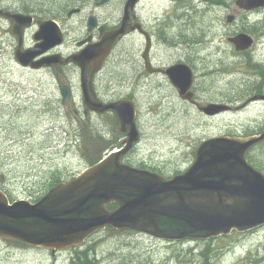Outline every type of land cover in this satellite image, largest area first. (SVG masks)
<instances>
[{"label":"rangeland","instance_id":"rangeland-1","mask_svg":"<svg viewBox=\"0 0 264 264\" xmlns=\"http://www.w3.org/2000/svg\"><path fill=\"white\" fill-rule=\"evenodd\" d=\"M83 1L89 0H0V5L21 13H26L22 9L28 4L43 11L52 10L58 17L56 21L60 22ZM236 1L188 0L187 8L182 10L184 16L175 19V25L184 27L185 41H188L183 49L196 65L195 85L205 95L202 105L215 102L231 108L216 118H206L192 106L190 113L183 112L167 98L163 104L169 107V113H158V96L156 99L144 98L147 94L155 96L161 91L135 79V53L121 52L133 45L121 43L117 47L112 61L98 78L101 83L98 86L108 97H124L122 95L125 94L139 97L141 116L148 125L145 130L148 136L143 145L132 152L130 160L142 162L146 159L151 163L149 167L164 171L166 176H173L192 166L194 152L203 140L215 136L250 137L258 133L255 129L264 125V106L260 113L258 108L232 111L235 106L232 99L249 95L248 100L258 94L253 91L264 89V11H239ZM125 2L112 0L106 9L111 19L102 15V20L115 24L123 13ZM144 2V15L148 14L152 4L159 8L160 17L164 16V12L174 13L173 9L165 8L170 5V0ZM69 4H72V9L63 14L62 8ZM93 7L92 4L87 9L90 14ZM231 14L245 27L244 33L260 38L253 51L239 52L229 41L233 35H226L230 29L227 16ZM31 15L36 18V14ZM73 21L78 26L83 25L78 17ZM248 23L254 28H250ZM11 29L12 24L0 20V189L11 202L26 200L34 203L48 190L49 177L55 175L64 180L76 177L92 163L108 155V141H119L121 136L118 125L112 121L111 126L107 117L78 119L63 106L58 74L73 85L75 104L82 103L79 69L66 68L58 70L57 74L53 70L37 72L19 67L14 55L18 44L14 46ZM83 33L77 34L82 36ZM179 33L182 34L181 31ZM33 35L34 32L28 34L32 42ZM174 38L177 40L176 35ZM71 42L73 40L68 46L73 48L76 42ZM162 46L168 51L167 44ZM177 58L179 56L175 55ZM258 63L260 65L255 66ZM164 96L169 97V94L165 92ZM261 154L255 150L252 160L260 164L264 171V155ZM246 236L230 237L224 244L219 238L173 243L133 231L108 228L87 242V252L99 258L102 264L263 263L264 231ZM76 253L74 249L59 252L0 239V264H72Z\"/></svg>","mask_w":264,"mask_h":264},{"label":"water","instance_id":"water-1","mask_svg":"<svg viewBox=\"0 0 264 264\" xmlns=\"http://www.w3.org/2000/svg\"><path fill=\"white\" fill-rule=\"evenodd\" d=\"M140 1L127 0L119 28L107 33L102 28L99 42L80 43L86 48L66 60L49 52L64 42V32L57 21L38 22L33 36L35 46L24 49L26 32L35 25L34 16L0 9V18L13 22L12 33L18 39L15 59L21 67L38 71L73 62L81 71L87 109L97 113L114 111L121 132H128L123 147L111 151L73 179L57 184L36 203H12L0 190V239L66 251L107 227L168 242L209 240L233 231L244 233L264 227V174L247 159V153L264 142V132L250 137L216 136L203 140L195 150L192 166L173 178L123 163L124 156L140 143L135 105L129 100L108 105L95 102L88 87L120 39L134 32L135 27L129 26L131 13ZM236 6L240 11L252 12L264 8V0H237ZM235 19L233 14L227 16L228 23ZM87 25L93 30L98 21L91 16ZM229 41L239 52L248 51L255 42L247 33L232 36ZM165 73L182 95L192 96L194 72L190 66L174 65ZM60 90L63 106L78 115L70 87L63 85ZM229 110L228 105L212 103L202 112L214 117ZM113 203L118 208L109 210L108 205Z\"/></svg>","mask_w":264,"mask_h":264},{"label":"flooded vegetation","instance_id":"flooded-vegetation-1","mask_svg":"<svg viewBox=\"0 0 264 264\" xmlns=\"http://www.w3.org/2000/svg\"><path fill=\"white\" fill-rule=\"evenodd\" d=\"M92 1L93 0L83 1L81 5L77 6V8L68 12V14L65 17L66 19H63L60 22L57 21L60 28L64 32V42L62 45L58 46L54 50L49 51L51 55L60 54L63 56V59L66 60L69 57L76 55L79 52H82L86 48V45L80 46V43L85 42V41H89V43L99 42L102 37V33H101L102 28H105V33H107L110 30L120 27L122 20H123V16L125 12L124 8H125V4L127 0L123 5L124 8H123L122 15L119 17L118 21L113 25L108 24L107 22L103 21L101 18L102 15H105V16H108L109 19H111V14L106 9L110 6V2H112V0H108L103 5H100L102 0H95L94 2ZM231 1L235 2V0H231ZM145 3L146 2H144V0H141L138 3L136 9L131 13V20H130L129 26L135 27L134 32H131L120 39V41L111 51L112 54L105 61L102 70L94 75L93 80L89 84L88 89H89L91 99L95 102H98V103L102 102L108 105V104L118 102L120 100H129V101H132L135 105L134 106L136 109L135 122L138 128V131L140 132V143L134 145L132 151L128 153L126 156H124V158L122 159L123 163L131 165L136 168H140V169H148V170L157 172L165 177H172V176H166L164 171L159 172L155 170L153 167H149L151 163H149L146 159H144L142 162H136L135 160L134 161L130 160L132 152L136 148H139L141 145H143L146 137L148 136L145 133L146 127L148 125L145 119H143L141 116V111H140L141 104H140L139 97L137 98L136 95H132V94L122 95L124 97H108V95L102 93L101 89L98 86L99 84H101L98 78L103 72V70L106 68V66L109 64V62L112 61V57L114 53L117 52V47L121 43H127L130 45H133L132 48L128 50H125L126 48H124L121 52L128 51V52L135 53L134 62H133L134 68H135L134 72L137 74L135 79L141 82H146L149 86H152L153 88H157L159 89V91H161L159 94H156L155 96H152L151 94L150 95L147 94L144 98V100L156 99V96H158L159 100L156 101V103L160 105V110L158 113H169V107L163 104V101L165 100V98H167V100L170 101L171 103L173 104L177 103V106L181 108L183 112L190 113V106H192L194 109H197V111L201 115L208 118L207 115H205L202 112V109L208 104H210L211 102L207 103L206 105H202L205 95L201 90L197 89L195 85L196 79H197L196 65L189 59V53L185 52L183 49V47L188 42L187 40L185 41V37H184L185 31L183 29L184 27L175 25V19L178 20L180 17L184 16L182 13V10L184 8H187L188 0H170V5L165 6V8L173 9L174 13L164 12L163 14L164 16H161V17H160L159 8L156 6V4H152L151 9L149 10L148 14L144 15L143 6ZM92 4L94 5V7H93V11H91L92 14H90L87 11V9ZM42 5H44V3H42ZM0 9L10 10L13 13L19 12V11H14L8 8H3L2 5H0ZM74 10H78V11L71 15V13ZM261 10L264 11V8H262ZM91 16H94L98 21V26L93 30H89L88 25H87L88 20ZM153 16H155V18L152 19ZM75 17H78L81 23H83V25L78 26V23L76 21H73ZM36 18H35L34 27L26 32L24 47H23L24 49L32 48L36 44L35 42L30 41L28 37V34L30 32L35 33L38 30L39 21ZM0 20H5V19L0 18ZM6 21L13 25L12 21L10 20H6ZM248 26H251L250 28L252 29L254 28V26L250 25L249 23H248ZM229 28L230 29H228V33L226 35L235 36L240 33H244V30H245V27L241 24L238 18L233 23H229ZM263 29H261L260 31H262ZM82 31L84 32L83 35L79 36L77 33L82 32ZM180 31L182 32V34L179 33ZM251 32L252 31H250V33ZM262 33L264 34V31ZM11 34H12L11 35L12 39L15 41L14 43V46H15L16 44H18V39L16 38V36L13 35L12 29H11ZM174 35L177 36V40H175ZM251 36L254 38L255 42L250 52L253 51V49H255V46L260 41V38L255 36V34H251ZM71 40H73L71 44H74V42H76L73 48H70L68 46V43ZM28 43L30 44L28 45ZM164 43L167 44V46L169 47L168 51L163 50L162 44ZM16 50L17 49H14V52H16ZM175 55H178L179 58L175 59ZM174 65H188L193 70L194 85L190 91L192 96L182 95L181 91L172 84L170 78L165 73L169 68H171ZM259 65L260 64L258 63L255 66L258 67ZM18 66L21 67L20 65ZM71 67L79 69L77 65H75L73 62H70L69 64L56 65L53 67L45 68L43 70H53L58 74V70L71 68ZM21 68L26 69V70H31L30 67H27V68L21 67ZM88 71L89 73L91 72V66L89 67ZM58 80L60 83L59 93H60V99L62 100V102H63V99L61 96L60 86H63V85L70 87L73 93V101H74L75 91H74L73 85H71L70 82L68 83L66 79H62L60 74H58ZM165 92L169 94V97L164 96ZM253 93H258V94L254 95L252 98L248 100H246V98L247 96L249 97V95L243 96V97H235L234 99H232V105L233 104L235 105L232 107V111L239 112V111H244V110L251 109V108H258L259 113L263 112L261 109L264 106V96H263L264 89H260V88L256 89L255 91H253ZM212 103H215V102H212ZM74 105H76V108L78 109V115H76L75 113L73 114L78 119L81 117L88 118L90 116H101V117L105 116L108 118L109 124L111 126H112V121L118 125L121 139L119 141L118 140L108 141L106 139V141L109 142L108 148H107L109 152L118 147L121 148L124 146V143L128 140V132H121L119 118L114 111H109L106 113H97V112L88 110L84 103V98H82V103L76 102L75 104V101H74ZM66 109H70L72 111L71 108H66ZM86 110H88V114L85 113ZM216 117H213V118H216ZM255 132H258L255 135L263 133L264 125H261L260 129H255ZM141 164L143 165L140 166ZM260 229H256V230L249 231V232L242 233V234L239 233L238 231H233L230 235L221 236L219 237V239L226 241V239H229L230 237L238 236V235L239 236L240 235L254 236L258 232L262 230L264 231V227ZM118 231H123V230H118ZM125 231H130V230H125ZM97 233L98 232L91 235L80 246H74L68 249L70 250L73 248L77 252L76 253L77 256L73 257L72 264H81L82 262L84 264H102L99 258L90 256L89 253L87 252L88 250L87 242ZM59 252H64V251H59ZM261 264H264V262Z\"/></svg>","mask_w":264,"mask_h":264},{"label":"trees","instance_id":"trees-1","mask_svg":"<svg viewBox=\"0 0 264 264\" xmlns=\"http://www.w3.org/2000/svg\"><path fill=\"white\" fill-rule=\"evenodd\" d=\"M28 3H29V2H28ZM71 7H72V4H69V5L65 6L64 8H62V9H63V14H66L67 11H68L69 9H72ZM33 8H34V10H33ZM22 10H23L24 12L28 13V14H31V13H32V14H36V17L39 18V19H57V18H58L56 15L53 14V11H52V10H44V11H43V9H37L36 6L30 5V4L24 6ZM247 32H250V31H247ZM255 150L258 151V152H262L261 155H264V142L258 144L257 146H254V147L248 152V154H247V158H248L250 164H252L257 170H259V171H261V172L264 173V171H263V169L261 168L260 164L257 165V164L255 163V161L252 160V153H253ZM97 162H98V161H97ZM97 162H96V163H97ZM96 163H92L91 165H94V164H96ZM73 178H74V177H73ZM71 179H72V178H71ZM68 180H70V179H68ZM68 180H64V179H62V178H60V177H57V178H56L55 175L49 177V179H48V183H47L48 190L44 192V195H45L50 189H52L54 186H56L57 184H59V183H61V182H66V181H68ZM44 195L38 197V198L35 200L34 203L38 202V201H39ZM117 208H118V205H117L116 203H113V204L108 205V209H109V210H115V209H117ZM108 228L114 230V229L111 228V227H108ZM108 228H107V229H108ZM81 255H82V254H81ZM81 264H84V263L82 262Z\"/></svg>","mask_w":264,"mask_h":264},{"label":"bare ground","instance_id":"bare-ground-1","mask_svg":"<svg viewBox=\"0 0 264 264\" xmlns=\"http://www.w3.org/2000/svg\"><path fill=\"white\" fill-rule=\"evenodd\" d=\"M251 33H253V32H251ZM132 93V92H131ZM177 104V103H176ZM182 105V104H181ZM184 105V104H183ZM187 107V106H186ZM185 107V108H186ZM189 162V161H188ZM242 234V233H241ZM239 236V235H238ZM245 236V235H244ZM247 237V236H246ZM234 238V237H233ZM240 238V237H239ZM249 238V237H248ZM238 240V239H237ZM160 241V240H159ZM223 241V240H222ZM244 240H242V242H243ZM165 242V241H164ZM250 242H251V240H250ZM223 244L225 243L224 241L222 242ZM226 243H227V241H226ZM251 245V244H250ZM254 245V244H253ZM246 246V245H245ZM248 246V245H247ZM73 249V248H72ZM77 249V248H76ZM175 250V249H174ZM231 256V255H230ZM227 258V257H226ZM261 258V257H260ZM255 263V262H254Z\"/></svg>","mask_w":264,"mask_h":264}]
</instances>
